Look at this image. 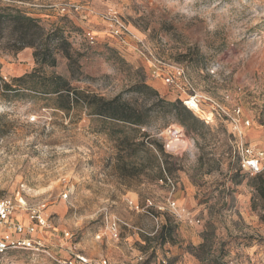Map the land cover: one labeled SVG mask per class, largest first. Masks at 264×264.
Wrapping results in <instances>:
<instances>
[{
  "label": "rangeland",
  "instance_id": "1",
  "mask_svg": "<svg viewBox=\"0 0 264 264\" xmlns=\"http://www.w3.org/2000/svg\"><path fill=\"white\" fill-rule=\"evenodd\" d=\"M240 139L264 143V0H0V199L34 241L0 264H264Z\"/></svg>",
  "mask_w": 264,
  "mask_h": 264
},
{
  "label": "built area",
  "instance_id": "2",
  "mask_svg": "<svg viewBox=\"0 0 264 264\" xmlns=\"http://www.w3.org/2000/svg\"><path fill=\"white\" fill-rule=\"evenodd\" d=\"M180 73V72H178ZM172 76H174V72H168L166 74V81H172ZM240 109L234 110L232 114H230L231 122L234 124L235 131L241 134L238 128V121L240 120ZM169 133L172 134V130H168ZM174 137H170L168 139L166 147L172 148V142L181 138L178 136L179 133ZM237 153L240 161V165L253 173H264V143L260 147H252L249 144H246L242 139L237 142ZM18 203L16 204L19 208H26L27 203L23 198H17ZM15 204L10 198L0 199V227L3 228L0 233V254L11 249L15 248V246L22 245L24 248L32 247L34 241L30 238L23 239H14L12 237L13 233H21L23 228L21 225L15 222L12 218V213L15 210ZM32 219L38 220L40 223H44L41 215L33 212L31 214ZM113 229L116 228V222H112ZM31 230H33L31 228ZM64 264H91L89 259L82 255H76L75 260L65 262Z\"/></svg>",
  "mask_w": 264,
  "mask_h": 264
},
{
  "label": "trees",
  "instance_id": "3",
  "mask_svg": "<svg viewBox=\"0 0 264 264\" xmlns=\"http://www.w3.org/2000/svg\"><path fill=\"white\" fill-rule=\"evenodd\" d=\"M14 18L25 19V20H27L29 23H33V20H34V19H32V18H30V17H28V16H25V15L19 13V12H16V14L14 15ZM33 56H34L36 62H38V63H40V64H47V65L53 64V59H52V60H47V59L44 58V57H43V58H38V51H37V50L34 51ZM32 74H33V73H26V74H24V75H22V76L12 78L10 83H8V82L2 80V81H3V82H2V86H3V88H4L5 91L13 90V91H16V93H19V90H22V89H25V90H32V91H37V90H36V89H37V86H36L37 83H36V82H33V81L31 80ZM26 79H29V80L27 81L28 85H27V84H23V85H21V88H13L12 83L20 82V81H25ZM46 79L49 80V78H46ZM51 81H52V80H51ZM51 81H50L49 84H47V86H44V88L42 89V92H44V93H48V92H51V91H56V89H57L56 87L59 86V82L62 81V80H61V78L58 77L56 80H53V84H52ZM45 87H47V88H45ZM179 103H180L179 101H177V102H169V104L172 105V106H177V104H179ZM181 108H182V110L185 111L187 114H190V117H191L194 121H198L197 118H195V117L190 113V111H189L188 108H186L185 106H181ZM109 115H110V117H113V118H114V117H117V116L114 115V114H109ZM179 122H180L183 126H185L184 122L181 121L180 119H179ZM254 174L264 175V173H254Z\"/></svg>",
  "mask_w": 264,
  "mask_h": 264
},
{
  "label": "bare ground",
  "instance_id": "4",
  "mask_svg": "<svg viewBox=\"0 0 264 264\" xmlns=\"http://www.w3.org/2000/svg\"><path fill=\"white\" fill-rule=\"evenodd\" d=\"M186 104L191 109H195V110H198L199 109L197 102L194 99H192V98L191 99H188L186 101Z\"/></svg>",
  "mask_w": 264,
  "mask_h": 264
}]
</instances>
